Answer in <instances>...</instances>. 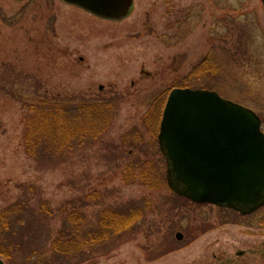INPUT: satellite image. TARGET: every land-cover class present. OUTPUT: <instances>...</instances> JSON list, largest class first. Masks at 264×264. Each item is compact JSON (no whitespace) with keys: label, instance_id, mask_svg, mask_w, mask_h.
Returning <instances> with one entry per match:
<instances>
[{"label":"rangeland","instance_id":"rangeland-1","mask_svg":"<svg viewBox=\"0 0 264 264\" xmlns=\"http://www.w3.org/2000/svg\"><path fill=\"white\" fill-rule=\"evenodd\" d=\"M175 88L215 91L253 110L264 132L261 0H133L120 21L61 0H0V219L17 205L12 221L36 232L16 250L0 244L5 264H58L51 243L65 218L83 215L95 231L102 209L132 203L148 209L133 231L114 240L108 229L61 264H264V206L243 216L166 188L157 135ZM38 98L116 107L100 143L39 169L22 142L24 107ZM131 162L155 189L124 184Z\"/></svg>","mask_w":264,"mask_h":264},{"label":"water","instance_id":"water-1","mask_svg":"<svg viewBox=\"0 0 264 264\" xmlns=\"http://www.w3.org/2000/svg\"><path fill=\"white\" fill-rule=\"evenodd\" d=\"M61 1L110 21L125 19L133 7V0ZM157 139L174 194L243 216L264 206V134L251 110L212 91L176 88L165 103Z\"/></svg>","mask_w":264,"mask_h":264},{"label":"trees","instance_id":"trees-1","mask_svg":"<svg viewBox=\"0 0 264 264\" xmlns=\"http://www.w3.org/2000/svg\"><path fill=\"white\" fill-rule=\"evenodd\" d=\"M114 102L79 104L72 100L38 98L35 103L25 105L28 115L25 117L22 142L26 155L34 160L39 169L52 168L56 167V162L50 163L53 159L57 158L58 163L66 162L69 154L100 143L114 116ZM146 171L142 170L137 162H131L124 168L121 177L126 185L141 184L153 190L156 186L152 179L156 178ZM161 180L158 177L157 181L161 187H165L164 179ZM13 206L17 209L13 207L4 210L5 215L0 219V244L13 246L16 250L27 245L30 235L36 232L31 228L29 220L27 226L15 225L10 215L18 214L21 208ZM112 211L111 208L100 211L95 231H92L91 227L83 229V226L87 225L83 215L77 218V215H69L65 218L62 231L51 243V250L58 264L65 263L64 260L72 255L81 257L86 250L98 246L106 239L108 229L113 232L114 240L129 234L145 218L148 209L141 208L140 204L133 206L132 203ZM109 214L112 216L109 217ZM34 238L35 235L32 236V239ZM9 252L10 249L2 247L0 256L5 255L9 259L10 255H6ZM32 253L30 247L28 255L31 256Z\"/></svg>","mask_w":264,"mask_h":264},{"label":"flooded vegetation","instance_id":"flooded-vegetation-1","mask_svg":"<svg viewBox=\"0 0 264 264\" xmlns=\"http://www.w3.org/2000/svg\"><path fill=\"white\" fill-rule=\"evenodd\" d=\"M5 264V263H4Z\"/></svg>","mask_w":264,"mask_h":264}]
</instances>
